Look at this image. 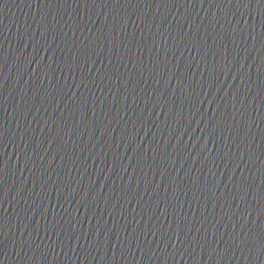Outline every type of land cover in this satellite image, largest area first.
Instances as JSON below:
<instances>
[{"label": "water", "instance_id": "1", "mask_svg": "<svg viewBox=\"0 0 264 264\" xmlns=\"http://www.w3.org/2000/svg\"><path fill=\"white\" fill-rule=\"evenodd\" d=\"M0 264H264V0H0Z\"/></svg>", "mask_w": 264, "mask_h": 264}]
</instances>
